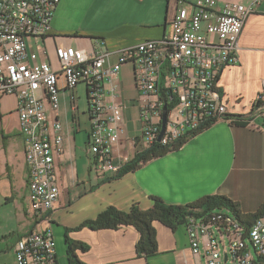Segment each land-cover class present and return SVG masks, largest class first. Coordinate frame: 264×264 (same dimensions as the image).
Returning <instances> with one entry per match:
<instances>
[{"label":"crops","instance_id":"obj_1","mask_svg":"<svg viewBox=\"0 0 264 264\" xmlns=\"http://www.w3.org/2000/svg\"><path fill=\"white\" fill-rule=\"evenodd\" d=\"M196 0H61L53 15L50 33L42 40L31 39L28 46L58 67L57 46L77 47L89 53L118 51L142 42L168 36L172 21L182 8L191 9ZM248 6L252 0H221ZM238 62L222 71L219 83L226 96L231 118H252L238 124L226 118L189 138L180 149L172 150L115 179L96 172V158L90 150L88 87L79 84L74 94L78 109L72 110L68 91L61 92L56 119L64 132V152L56 157L60 195L53 208L41 217L33 216L29 202L27 142L19 128L17 97L0 96V182L7 189L0 195V208L13 206V230L0 238V264L14 254L13 246L27 232L40 227L50 230L56 242V264H71L69 241L87 247L74 254L83 264H206L194 257L186 225L175 229L154 222L156 253L139 255L140 232L132 227L93 230L79 228L94 220L107 207L128 212L132 205L151 208L153 197L167 204L186 205L202 197L219 194L240 203L243 213H256L264 205V117L255 119V101L264 85V0L249 16L241 33ZM47 54V56H46ZM134 69L123 67L116 101H124L126 135L116 147V157L135 154L131 139L141 130L140 108L144 94L134 81ZM109 88L110 85L108 84ZM82 92H79L80 90ZM87 107L81 114L80 99ZM113 102L112 97H107ZM134 112L138 129L131 128ZM86 118V120L84 119ZM240 119V120H241ZM85 123V127H83ZM140 128V130H139ZM14 258L15 254H14Z\"/></svg>","mask_w":264,"mask_h":264},{"label":"built area","instance_id":"obj_2","mask_svg":"<svg viewBox=\"0 0 264 264\" xmlns=\"http://www.w3.org/2000/svg\"><path fill=\"white\" fill-rule=\"evenodd\" d=\"M61 0H0V96L15 95L19 128L27 142L29 202L33 216L52 210L60 195L56 157L64 152L63 126L56 117L61 92L71 96L79 84L88 87L90 150L96 172L115 175L130 157H116L123 138V109L116 101L123 67L134 69L136 87L144 94L140 134L131 139L135 154L156 143L171 145L192 138L219 120L236 122L229 114L219 79L238 62L241 33L261 0L248 6L221 0H196L172 21L171 33L118 51L89 53L82 48L57 46L58 67L28 46L50 33ZM47 56V54H46ZM48 57V56H47ZM163 83L161 84V77ZM110 85L108 88L107 85ZM110 96L113 102H108ZM255 119L264 117V85L256 97ZM167 124L160 139L163 113ZM252 119L250 123H253ZM134 154V155H135ZM193 256L206 264H264V212L250 222L227 209L191 215L186 222ZM56 242L50 230L36 228L13 246L17 264H56Z\"/></svg>","mask_w":264,"mask_h":264},{"label":"trees","instance_id":"obj_3","mask_svg":"<svg viewBox=\"0 0 264 264\" xmlns=\"http://www.w3.org/2000/svg\"><path fill=\"white\" fill-rule=\"evenodd\" d=\"M238 118L236 121L238 124L248 125L252 118L241 119ZM264 124V119H263ZM198 134V133H197ZM196 135V134H195ZM188 140V138H182L177 141L175 146L171 149V145L160 146L156 143L151 149L144 152H137L133 155L129 162L125 163L121 170L115 174L112 178L115 179L123 176L125 173L136 170L139 166L147 163L153 158L161 157L172 150H178ZM153 204L151 208L147 210L141 209L138 204L132 205L128 212L119 210L115 207H107L102 211L96 219L88 220L84 222L79 228L90 227L93 230L101 229H118L122 226H132L140 232V237L137 243V253L139 255H151L156 253L158 250L157 239H156V228L154 222H160L172 229L177 228L180 225H186L187 219L191 215H204L207 212L216 209H227L231 211L237 218L247 219L250 222L256 221L264 212V205L256 213H243L240 207V203L230 199L226 196H220L219 194L209 195L202 197L195 203L186 205H172L167 204L156 196L153 197ZM69 252L72 255L71 264H83L74 254L76 248L85 250L87 247L77 244V242H68Z\"/></svg>","mask_w":264,"mask_h":264},{"label":"rangeland","instance_id":"obj_4","mask_svg":"<svg viewBox=\"0 0 264 264\" xmlns=\"http://www.w3.org/2000/svg\"><path fill=\"white\" fill-rule=\"evenodd\" d=\"M162 83H163V76L161 77V84ZM82 91L83 90L81 89L79 92H82ZM121 102L125 103L122 100H121ZM86 107H87V102L85 100V96H82L80 99V106H79L81 114L83 113V111L85 110ZM125 108H127V105ZM125 108L123 109V113H124ZM134 116L135 117L133 119V123H131L130 126L134 131H136L138 129V124L140 122V118H139V116H137L136 112H134ZM84 119L86 120V118H84ZM124 122H125V117H124ZM123 123H122V126L124 128V134H123V137H124L126 135V129H125ZM83 127H85V123H84ZM139 130H140V128H139ZM122 156H124V155H122ZM6 189H7L6 182H4V181L0 182V195L3 194ZM13 208H14L13 206H8V205L4 206L3 208H0V238L3 236L9 235L11 230H13V226H14V222H13L14 218L12 216L13 215V210H12ZM3 262H4V264H17L16 263L17 261L14 258V254L6 257L5 261H3Z\"/></svg>","mask_w":264,"mask_h":264},{"label":"water","instance_id":"obj_5","mask_svg":"<svg viewBox=\"0 0 264 264\" xmlns=\"http://www.w3.org/2000/svg\"><path fill=\"white\" fill-rule=\"evenodd\" d=\"M167 107H165L164 109V113H163V124H162V130L160 133V139L163 137L164 132H165V125L167 124V112H166Z\"/></svg>","mask_w":264,"mask_h":264}]
</instances>
